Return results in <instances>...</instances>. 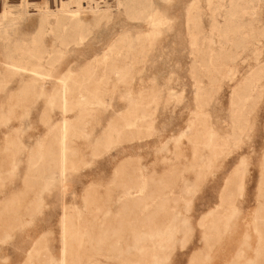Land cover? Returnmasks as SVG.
I'll use <instances>...</instances> for the list:
<instances>
[{
  "label": "rangeland",
  "instance_id": "rangeland-1",
  "mask_svg": "<svg viewBox=\"0 0 264 264\" xmlns=\"http://www.w3.org/2000/svg\"><path fill=\"white\" fill-rule=\"evenodd\" d=\"M247 1H239L247 10L242 22L258 41L231 36L224 11L212 14L208 0H82L70 9L99 13L84 14L82 23L61 16L41 25V11H57L67 0H0V209L22 188L31 147L63 118L76 147L63 176L39 169L26 205L0 216V264H189L205 250L200 220L217 207L235 168L243 171V194L198 264H264V230L255 221L264 158V0ZM129 48L134 55L121 59L122 73L108 66L100 84L87 80L86 61L106 50L109 65L116 49ZM28 56L49 57L57 76L76 61L70 77L84 83L67 90V112L56 86L20 91V74L5 63ZM248 77L259 88L233 100ZM79 94L93 109L78 120ZM235 108L244 125L233 122ZM110 121L118 129L102 135ZM219 136L231 137L228 152L204 170Z\"/></svg>",
  "mask_w": 264,
  "mask_h": 264
},
{
  "label": "bare ground",
  "instance_id": "bare-ground-1",
  "mask_svg": "<svg viewBox=\"0 0 264 264\" xmlns=\"http://www.w3.org/2000/svg\"><path fill=\"white\" fill-rule=\"evenodd\" d=\"M89 1L90 0H87V3ZM225 1H227L226 2L227 4H225L224 1L221 0V2H219V4L216 6L213 0H208L209 10L211 11V13L213 14L214 12L217 11V9L219 10L222 9L224 11L225 23L226 25H228V29L231 30V34H232L231 36L235 38L236 37L239 38L238 40H241L242 38L245 37L256 39L254 36L255 34L253 35L254 32H252V30H249L247 32L244 29L245 25L242 22V19L244 17V13H247V10L245 6H241L239 4V1L242 0H225ZM252 1L253 0H248L247 3H250ZM72 3H75L76 5L79 6L82 3V0H67L66 4L65 5L61 4V7L57 11H47V10L41 11L39 13L38 25H41L44 21L50 19V17L56 18L61 16H65L67 21H69L72 24L82 23L86 20L84 14L85 16L87 13L95 16L99 13V9L95 7H89L85 9L77 7L76 9H70L69 5ZM256 40L258 41L259 39ZM256 42L254 44H256ZM235 46H237L238 48L242 46L243 48L246 47L245 44H241V43H235ZM122 52H124V54ZM252 52L257 54V57L255 58L256 60L255 67H259V60H258V55L260 52L259 48L255 45L254 48L252 49ZM133 55L134 52L130 48L124 51H122V49H116L115 59L112 60L111 63H109L108 65L109 53L108 51L105 50L98 57L95 56V58L93 57L89 59V61H86L84 65V70L85 73H87L88 75L87 80L89 81L90 79H93L92 80L93 83L100 84L99 81L100 79H103L106 73L105 70L108 66L110 67L115 65L114 67L118 70V72L122 73L124 67H126L127 64H125L124 60L121 59L123 57L128 58ZM30 57L32 56L25 57L23 61L18 60V61H9L5 63L7 69L10 70L13 74H20L19 84H18L20 87V91L34 89V87H40L45 89L50 86L51 87L56 86V89L58 91V96L60 99L61 109L63 112H67L68 110L67 109L68 104L66 99L67 90L69 89L70 86L74 84H81L83 82V79H71L70 77V75L73 73L72 67L76 65L75 63L76 61L68 62L66 64L65 74L57 76L56 75L57 69L53 67V64L51 63V59L49 57L41 56L37 58L35 61H32ZM117 79H119V81H122L123 76L118 75ZM249 79H250L249 77L245 78L242 81V84L240 83V85H237V88L234 89V97L232 98L233 100L240 101L247 99L248 98L247 90L257 91L256 88H259L256 82L257 79L254 77H252L250 80ZM75 99L77 101L76 104H79L81 107L77 113L79 120L82 118L81 116L86 111L91 110L93 108L91 107L87 108V104H85L83 101L84 97L82 94L77 95ZM129 103L130 105H134L136 103L135 98H132ZM233 112H234L233 122L235 124L244 125V123H242L241 121V118L239 117L240 115H238L239 112L237 111L236 108L235 110H233ZM124 114L126 117L130 116L131 115L130 110L126 109V113ZM123 121L125 122L124 125L127 128L133 127L135 124V121H131L127 119H124ZM70 127L71 124H69L67 118H63L60 124L56 127V129L55 127L52 128L48 138L45 139L43 137L44 138L42 139L43 141L42 140L38 141L34 146L31 147L29 152L27 171L22 179L23 186L22 188L17 189V191L15 190L16 192H22L23 197L15 198L16 193L15 191H13L9 199H2V203L4 205H3V209H0V216L2 214L8 213L9 211L12 212V206L16 205L15 203L22 202L21 204L26 205L24 204L27 203V201L25 202V199L27 198V196L25 197L26 195L25 190L31 185L29 184V181H31L32 177L35 176L34 173H37L39 169L57 168L59 169L61 176L65 174L68 165L69 164L72 165L71 155L76 150V147L70 146L69 137H68V130ZM117 129H118L117 123H115L114 121H110V123H108L106 127L103 129L102 135H105L107 131L113 132ZM240 131L241 129L239 128V133L234 135L233 139H237V140L239 139ZM42 142H45V144L43 143V149H41ZM230 143H231V137L228 136L222 138L219 136L218 139H215L210 143L211 155L208 159V163L206 165L207 167H205L204 170H208L207 168L213 163L215 158H218L221 155L228 152ZM93 150L95 149L93 148ZM259 165H260V174L258 178V185L256 192L257 207L255 211V221L257 222L258 226L262 227V230H264V158H262ZM29 171L31 172L29 173ZM243 191H244L243 171L240 168H235L224 181L223 188L220 193L219 204L217 205V207L213 209V211L205 214L204 217L200 220V224L204 227L205 250L204 249L202 250L207 251V247L211 246L214 238L219 234V230H226L228 228L227 225L228 219L234 213L233 211H235V208L233 206L235 202V197L238 195H242ZM137 198L138 197H136V199ZM64 209L65 210L63 211L62 219H61L63 236L65 234V230H67V224L69 221L68 219L69 217L66 211L67 207H64ZM36 248L37 247H33V249ZM204 251L202 252L197 251L196 253H193L190 257L189 264H198ZM30 257L33 256H31L30 254L28 260L31 259ZM27 262L28 261H26L25 264H27ZM61 264H65V262L62 260Z\"/></svg>",
  "mask_w": 264,
  "mask_h": 264
}]
</instances>
